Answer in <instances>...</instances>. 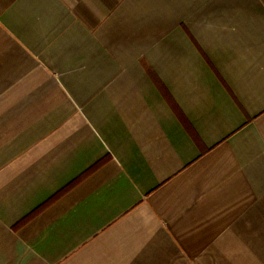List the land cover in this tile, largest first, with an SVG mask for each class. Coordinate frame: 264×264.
<instances>
[{
	"label": "crops",
	"instance_id": "1",
	"mask_svg": "<svg viewBox=\"0 0 264 264\" xmlns=\"http://www.w3.org/2000/svg\"><path fill=\"white\" fill-rule=\"evenodd\" d=\"M0 264H264V0H0Z\"/></svg>",
	"mask_w": 264,
	"mask_h": 264
}]
</instances>
